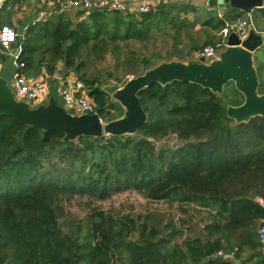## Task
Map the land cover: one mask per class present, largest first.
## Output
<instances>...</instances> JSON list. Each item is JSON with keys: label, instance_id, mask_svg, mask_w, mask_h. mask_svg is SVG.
<instances>
[{"label": "trees", "instance_id": "trees-1", "mask_svg": "<svg viewBox=\"0 0 264 264\" xmlns=\"http://www.w3.org/2000/svg\"><path fill=\"white\" fill-rule=\"evenodd\" d=\"M225 11L224 17L215 12L202 17L195 6L174 2L140 16L97 10L85 18L78 12L73 21L62 14L30 26L19 38L20 74L38 79L46 73L54 83L62 62L63 75L74 73L88 91L112 81L123 84L113 74L93 75L91 66L112 54L125 74L137 77L165 60H190L244 14ZM11 12H0V28L8 25ZM253 12L264 17V7ZM197 26L203 42L195 37ZM159 36L176 44L165 58L134 51L122 55V44H147ZM183 39L186 50L177 47ZM254 65L264 95V46L255 52ZM224 88L222 95L180 81L145 88L139 96L146 123L137 134L119 137L64 141L63 132L0 115V264H264L259 237L264 117L241 124L229 119L228 108L243 104L244 96L233 83ZM92 100L105 123L125 113L104 91ZM57 101L63 104L61 97ZM170 136L181 143L156 148L158 140ZM130 190L153 201L195 207L207 213L206 222L180 243L183 229L173 220L159 228L94 209L85 222H62L63 197L101 201Z\"/></svg>", "mask_w": 264, "mask_h": 264}, {"label": "water", "instance_id": "water-1", "mask_svg": "<svg viewBox=\"0 0 264 264\" xmlns=\"http://www.w3.org/2000/svg\"><path fill=\"white\" fill-rule=\"evenodd\" d=\"M208 5L250 12L263 8L264 0H209ZM263 46L264 35L255 30L243 42L233 33L226 50L220 54L219 59L209 64L202 57L187 63L178 60L161 62L145 74L129 80L123 87L106 85L90 90L89 98L93 99L100 91H104L125 110L122 117L108 123L102 121L97 114L72 115L69 107L58 104L57 83L49 86V100L46 103L31 107L27 101H18L10 84L18 71L15 63L19 48L12 54L0 51V115H10L21 124L47 132H63L64 141H74L80 136L100 138L104 135H135L148 119L139 93L156 83L165 86L180 81L197 84L218 95L224 93L227 84L233 83L244 96V103L229 107L227 116L237 124L247 123L254 117H264V95L259 93V77L254 65V54Z\"/></svg>", "mask_w": 264, "mask_h": 264}, {"label": "built area", "instance_id": "built-area-1", "mask_svg": "<svg viewBox=\"0 0 264 264\" xmlns=\"http://www.w3.org/2000/svg\"><path fill=\"white\" fill-rule=\"evenodd\" d=\"M39 7L29 26L22 30L19 35L15 28L10 25H3L0 28V49L10 51L19 38L25 37V33L30 26H37L42 22L56 18L62 14L83 12L85 16L92 11L105 10L108 12H118L129 15H144L155 11L160 4L184 2L189 3L193 0H36ZM13 11L15 6L10 0H0V12L4 10ZM253 10L244 12V14L232 24H226L222 29L221 37L213 45L203 48L196 55V58H204L206 63H210L215 59H219L220 54L228 47L229 38L236 33L241 42L247 40L250 32L254 28ZM21 47H19V56L16 57L15 66L18 68L16 75L11 82V88L18 101H27L31 107H37L42 102L43 90L46 87L45 80L32 79L25 74H20L24 63H19ZM90 91L86 89L85 84L76 78L69 76L63 77L58 83V94L63 100V106L70 108V113L75 116L84 114H95L94 103L88 94ZM102 120V119H101ZM103 121V120H102ZM260 241L263 244L262 253L264 255V222L259 229ZM219 255H223L219 252Z\"/></svg>", "mask_w": 264, "mask_h": 264}, {"label": "rangeland", "instance_id": "rangeland-1", "mask_svg": "<svg viewBox=\"0 0 264 264\" xmlns=\"http://www.w3.org/2000/svg\"><path fill=\"white\" fill-rule=\"evenodd\" d=\"M207 1L202 5H192V1L188 4L195 6L199 11L200 16L205 17L208 13H217L219 17H224L226 8L220 5L209 6ZM77 11L76 13H70V17L73 21H77ZM255 13V12H254ZM253 13V16H254ZM85 18V15L83 17ZM260 25L264 24L262 21L259 22ZM199 26L196 27L194 32L195 37L198 38L201 42L204 41L203 31L199 30ZM16 32L20 35L22 30H17ZM216 35L215 33H213ZM186 39H183V43L177 47L182 50H186L185 46ZM16 46V44H15ZM176 44L172 41L170 37L159 36L157 39L153 40L150 43H130V45L122 44V55L126 56L127 51L137 52L147 56L159 55L162 58L173 52ZM0 51H2L0 49ZM4 52V51H3ZM123 56V57H124ZM196 59V54L192 56L190 60ZM176 60V59H175ZM190 60L181 61L187 63ZM179 61V60H178ZM162 62H171V61H162ZM161 63V62H160ZM90 72L93 75L100 74L104 79L109 75L113 74L115 77H119L124 82H128L131 79L137 78L135 75L125 74V67L118 65L116 57L112 54L107 55L106 59L98 61L97 64L91 66ZM123 84H116L112 81L109 85H119L120 87L124 86ZM181 141H179L175 136H170L162 140H158L155 143L156 148L161 146L176 148ZM62 205L64 208V217L62 222H76L82 221L85 222L89 214L94 210L98 209L100 211H109L112 212L116 217H129L135 222H143L144 220L151 225H157L160 228V223L163 224L173 220L178 227L180 226L183 229V234L177 239V242L180 243L185 240L187 237L194 236L199 230L202 229V226L206 222L207 213L199 212L195 207L183 206L178 204H170L167 201H153L142 194H139L135 191L121 192L120 194L113 195L107 200H97L90 196H71L63 197Z\"/></svg>", "mask_w": 264, "mask_h": 264}, {"label": "crops", "instance_id": "crops-1", "mask_svg": "<svg viewBox=\"0 0 264 264\" xmlns=\"http://www.w3.org/2000/svg\"><path fill=\"white\" fill-rule=\"evenodd\" d=\"M10 1L13 2L15 9L11 12V15H10L11 18L9 19L8 25L15 28V30L16 29L17 30H23L24 28L29 26L30 23L32 22V20L35 18V16H36L35 14L38 11L39 5H38L36 0H10ZM207 1H209V0H193L192 5H199L200 6L203 3H206ZM262 21L264 22V17L262 16V14L259 12H255L254 13V19H253V23H254L253 30H255L259 34L264 35V24L260 25V23H259V22L262 23ZM17 48H19V47H16L15 45H13L11 47L10 51H4V52L8 53V54H12L14 52V50ZM207 64H209V63H207ZM1 67H2V62H0V70H1ZM62 70H63V63L60 62L57 66L56 74L53 77V80L55 81L54 83L58 84L60 82V79H62L63 77H67V76H69L71 78H76V75L74 73H70L69 75L64 76L62 73ZM38 80H45L46 81V87L43 90L44 95L42 96V101H41L42 103H46L49 100L48 88L50 85H53L54 83H50V78L46 73L41 75L40 78H38ZM10 87H11V84H10ZM62 102H63V100H62ZM61 105H63V104H61Z\"/></svg>", "mask_w": 264, "mask_h": 264}]
</instances>
